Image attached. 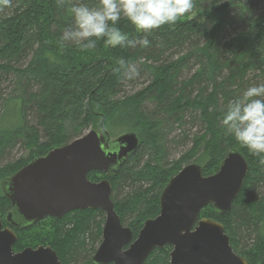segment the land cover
<instances>
[{
    "label": "trees",
    "instance_id": "obj_1",
    "mask_svg": "<svg viewBox=\"0 0 264 264\" xmlns=\"http://www.w3.org/2000/svg\"><path fill=\"white\" fill-rule=\"evenodd\" d=\"M72 2L96 7L98 0ZM11 3L0 11V84L7 81L4 96L0 87V182L33 157L96 127L100 116L103 126L138 136L118 172L101 173L135 239L143 222L158 214L159 194L170 177L191 162L202 166L203 175L214 173L235 148L248 163L239 194L229 211L206 205L199 218L222 223L233 250L248 264H264V153H251L221 124L231 101L264 84V0H193L192 11L200 7L206 13L202 21L187 19L191 11L151 34L121 18L116 27L130 39L146 35L149 46L110 47L101 38L92 49L62 41L73 27L67 6L57 8L56 0ZM121 58L137 66L135 79L116 72ZM177 149L183 150L175 157ZM18 150L26 155L9 160ZM97 174L90 171L88 177L99 180ZM8 209L0 186V216ZM103 221L101 210L89 208L46 216L16 230L13 250L46 244L61 263L86 264ZM169 248H155L142 264H169Z\"/></svg>",
    "mask_w": 264,
    "mask_h": 264
},
{
    "label": "water",
    "instance_id": "obj_2",
    "mask_svg": "<svg viewBox=\"0 0 264 264\" xmlns=\"http://www.w3.org/2000/svg\"><path fill=\"white\" fill-rule=\"evenodd\" d=\"M137 145L133 131L110 140L90 127L3 177L0 184L9 209L0 216V264H62L49 245L14 251L16 230L46 216L59 218L86 208L104 213L92 264H142L151 251L165 245L171 246L169 264H248L233 250L222 223L199 218L206 205L217 213L230 210L248 170L241 152L228 149L218 169L209 175L202 174L200 164L184 165L161 190L158 214L147 218L133 239L132 229L114 209L109 180L92 181L88 173L116 174Z\"/></svg>",
    "mask_w": 264,
    "mask_h": 264
},
{
    "label": "clouds",
    "instance_id": "obj_3",
    "mask_svg": "<svg viewBox=\"0 0 264 264\" xmlns=\"http://www.w3.org/2000/svg\"><path fill=\"white\" fill-rule=\"evenodd\" d=\"M11 6V0H0V11ZM56 6H67L73 19V27L64 31L62 41L83 49L95 48V41L101 38H105L110 47H147L150 41L146 35L142 39H130L116 27L118 21L124 18L137 32L151 34L164 25L175 24L194 7L193 0H98L96 7L77 5L72 0H56ZM116 63V72H122L125 79H135L139 75L137 66L123 58ZM221 124L226 134L232 135L251 153H264V84L247 88L239 98L231 101Z\"/></svg>",
    "mask_w": 264,
    "mask_h": 264
},
{
    "label": "rangeland",
    "instance_id": "obj_4",
    "mask_svg": "<svg viewBox=\"0 0 264 264\" xmlns=\"http://www.w3.org/2000/svg\"><path fill=\"white\" fill-rule=\"evenodd\" d=\"M205 15H206V13H205V11L203 10V9H201L200 7H196L189 15H187V19H189V18H192V19H195V20H197V21H202L203 19H204V17H205ZM7 77V76H6ZM10 77H11V75H9V80H10ZM6 85H7V81H5V83H3V84H0V87H2L4 90L2 91V96H4V92L6 91ZM10 89V88H9ZM127 89H129V88H127ZM137 88H134L133 90H136ZM129 90H132V89H129ZM7 92V91H6ZM96 112L98 113V114H100L101 113V111L97 108L96 109ZM100 119V120H99ZM98 122L95 124V126L96 127H98V128H100L99 130L103 133V135H104V137L105 138H109L110 140H112V139H114L116 136H118L119 135V133H117L116 132V129L115 130H112L111 128V126H109V125H105V126H103V124H102V118H100V116L98 117ZM105 127H106V129H105ZM186 127H188V125H186L185 126V128ZM195 128H193V130H194ZM107 130H111L110 131V133H111V135H108L107 134ZM189 146V144H187L186 145V147L184 148V149H186L187 147ZM179 150H183V149H177V150H175V157H177L178 156V152H179ZM25 156L26 155V151L25 150H18V151H13V153H12V155H11V157L9 158V160H13L14 158H16V157H18V156ZM212 174V173H211ZM97 176H99L100 177V179H103V178H105L104 176H102V174L100 173V174H97ZM99 179V180H100ZM93 181V180H92ZM95 181H98V180H95ZM0 186H1V184H0ZM104 222V221H103ZM100 240H101V238H100ZM100 242V241H99ZM99 244V243H98ZM39 245H46V244H38L37 246H39ZM37 246H33L32 248H35V247H37ZM98 246V245H97ZM27 247H29V246H27ZM171 247V246H170ZM25 248V247H24ZM23 249V248H22ZM96 250V249H95ZM171 250V248H169V249H166L165 250V256H168V262H169V251ZM94 253V252H93ZM57 254V253H56ZM240 254V253H239ZM91 257H92V254H91ZM91 257H90V262L88 261L86 264H92L91 263ZM59 258V257H58ZM60 260V259H59ZM63 264V263H62ZM76 264H79V263H76Z\"/></svg>",
    "mask_w": 264,
    "mask_h": 264
},
{
    "label": "bare ground",
    "instance_id": "obj_5",
    "mask_svg": "<svg viewBox=\"0 0 264 264\" xmlns=\"http://www.w3.org/2000/svg\"><path fill=\"white\" fill-rule=\"evenodd\" d=\"M178 58V57H177ZM180 60V59H179ZM198 69V68H197ZM175 73V72H174ZM195 73V72H194ZM189 78V77H188ZM187 78V79H188ZM194 78V77H193ZM204 90V89H203ZM233 90V89H232ZM212 92V91H211ZM199 93V92H198ZM203 94V93H202ZM204 96V95H203ZM217 98V97H216ZM206 100V99H205ZM201 117V116H200ZM203 117V116H202ZM202 119V118H201ZM213 119V118H212ZM232 136V135H231ZM204 137V136H203ZM192 139V138H191ZM230 141V140H229ZM231 142V141H230ZM199 143V142H198ZM197 143H195L196 145ZM204 145V144H203ZM193 151V150H192ZM202 153V152H201ZM204 153V152H203ZM215 153V152H214ZM193 155V154H192ZM222 155V154H221ZM216 156V155H215ZM203 157V156H202ZM218 161V160H217ZM206 208V207H205ZM210 212V211H209ZM204 213V212H203ZM201 214V213H200ZM209 214V213H208ZM150 254V253H149Z\"/></svg>",
    "mask_w": 264,
    "mask_h": 264
},
{
    "label": "flooded vegetation",
    "instance_id": "obj_6",
    "mask_svg": "<svg viewBox=\"0 0 264 264\" xmlns=\"http://www.w3.org/2000/svg\"><path fill=\"white\" fill-rule=\"evenodd\" d=\"M101 173V172H100ZM103 174V173H102ZM108 176V175H107ZM110 176V175H109ZM65 214V213H64Z\"/></svg>",
    "mask_w": 264,
    "mask_h": 264
}]
</instances>
